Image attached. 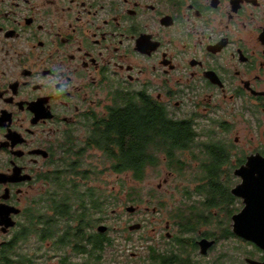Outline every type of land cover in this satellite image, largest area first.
Returning a JSON list of instances; mask_svg holds the SVG:
<instances>
[{"label":"flooded vegetation","instance_id":"flooded-vegetation-1","mask_svg":"<svg viewBox=\"0 0 264 264\" xmlns=\"http://www.w3.org/2000/svg\"><path fill=\"white\" fill-rule=\"evenodd\" d=\"M254 155L264 0H0V264H264L243 199L196 192ZM161 170L185 197L140 196Z\"/></svg>","mask_w":264,"mask_h":264},{"label":"water","instance_id":"water-1","mask_svg":"<svg viewBox=\"0 0 264 264\" xmlns=\"http://www.w3.org/2000/svg\"><path fill=\"white\" fill-rule=\"evenodd\" d=\"M236 174L241 182L231 193L243 199V208L233 216V230L264 249V157H249Z\"/></svg>","mask_w":264,"mask_h":264},{"label":"rangeland","instance_id":"rangeland-1","mask_svg":"<svg viewBox=\"0 0 264 264\" xmlns=\"http://www.w3.org/2000/svg\"><path fill=\"white\" fill-rule=\"evenodd\" d=\"M85 159V164L86 163H93L97 167H103L109 163L107 160L104 161L103 159L100 158H84ZM107 163V164H106ZM235 175H226L225 179L230 180L233 178ZM103 179V181H106L108 183H111V181H130L132 182V175H126V174H120L117 175L115 172H106L102 173L100 176ZM167 177V173H165L163 170L158 171V172H150L149 174L146 175V178L141 181L140 183V196L142 198H181L185 197V188L184 187H179V186H186L187 182L179 179H174L173 181L171 180L167 185H163L161 188H159V183L163 182V180ZM95 178V177H94ZM229 178V179H228ZM98 181V180H97ZM105 187L107 190L112 189L111 186L106 185ZM195 192V191H193ZM194 196V195H192ZM196 196V195H195ZM197 197V196H196Z\"/></svg>","mask_w":264,"mask_h":264},{"label":"trees","instance_id":"trees-1","mask_svg":"<svg viewBox=\"0 0 264 264\" xmlns=\"http://www.w3.org/2000/svg\"><path fill=\"white\" fill-rule=\"evenodd\" d=\"M162 117L163 116L160 115L159 113L155 114L156 122L158 123V121H160V119ZM133 118H134V116L124 118L123 123L121 125V129L119 128V130H121L122 133H125V134L132 133V131H133ZM175 128H176L175 133H178L177 131L179 128H177L176 126H175ZM180 132L186 133V130L182 129V131H180ZM219 157L223 158V152L220 153ZM135 160L136 159L134 157L115 158V161L117 162L116 165L117 164L118 165L124 164V166H126L127 162L130 163V165H132V163L135 162ZM216 169H218V165L215 166V168L213 170H211L212 172L203 174L204 180L209 179V182H208L209 184H205L202 188L198 189L196 192L198 193L199 196H203L205 198L210 199V201L212 203L215 200L225 201L226 203H229V201H231L233 198H235V196L231 193V189H230L229 185L226 184L222 180L223 174L219 173ZM139 177L141 180H143L145 177V173L140 172ZM190 191L191 190H188V197L192 196L190 194L191 193Z\"/></svg>","mask_w":264,"mask_h":264}]
</instances>
